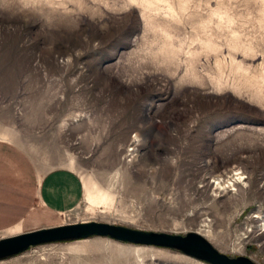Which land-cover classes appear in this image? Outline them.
<instances>
[{"label": "rangeland", "instance_id": "1", "mask_svg": "<svg viewBox=\"0 0 264 264\" xmlns=\"http://www.w3.org/2000/svg\"><path fill=\"white\" fill-rule=\"evenodd\" d=\"M2 165L26 199L19 234L195 233L264 264V0H0ZM56 169L85 192L55 216L37 189ZM236 171L234 187L213 183ZM0 264L207 263L91 237Z\"/></svg>", "mask_w": 264, "mask_h": 264}, {"label": "water", "instance_id": "2", "mask_svg": "<svg viewBox=\"0 0 264 264\" xmlns=\"http://www.w3.org/2000/svg\"><path fill=\"white\" fill-rule=\"evenodd\" d=\"M91 237H109L119 242L139 246L173 249L207 264H255L246 257L231 258L220 253L212 244L195 233L179 236L144 232L96 222L41 229L0 239V260L18 255L30 247Z\"/></svg>", "mask_w": 264, "mask_h": 264}, {"label": "crops", "instance_id": "3", "mask_svg": "<svg viewBox=\"0 0 264 264\" xmlns=\"http://www.w3.org/2000/svg\"><path fill=\"white\" fill-rule=\"evenodd\" d=\"M83 187L85 192L84 182L82 184L74 171L56 169L42 176L37 193L42 207L47 213L56 216L70 212L79 205ZM26 207L25 195L21 199L20 186L16 188L11 184L9 166H0V232L8 231L10 236L22 232Z\"/></svg>", "mask_w": 264, "mask_h": 264}, {"label": "bare ground", "instance_id": "4", "mask_svg": "<svg viewBox=\"0 0 264 264\" xmlns=\"http://www.w3.org/2000/svg\"><path fill=\"white\" fill-rule=\"evenodd\" d=\"M242 173L240 172H234L232 176H230L227 179L225 178H222L221 176L217 177L213 183L216 184L217 188L221 189V190H225L226 189V186L227 184H229L230 186L234 187V184H236V182H241L242 180ZM235 191V189H234Z\"/></svg>", "mask_w": 264, "mask_h": 264}]
</instances>
